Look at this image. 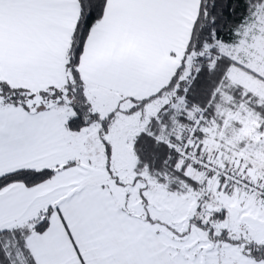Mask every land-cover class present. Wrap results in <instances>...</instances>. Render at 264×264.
<instances>
[{"label": "snow or ice", "instance_id": "6c2138e0", "mask_svg": "<svg viewBox=\"0 0 264 264\" xmlns=\"http://www.w3.org/2000/svg\"><path fill=\"white\" fill-rule=\"evenodd\" d=\"M0 264H264V0H0Z\"/></svg>", "mask_w": 264, "mask_h": 264}]
</instances>
